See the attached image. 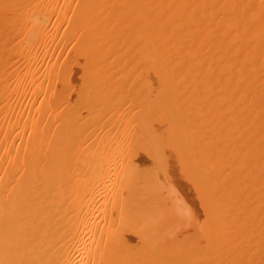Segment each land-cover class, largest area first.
<instances>
[{"label":"rangeland","instance_id":"obj_1","mask_svg":"<svg viewBox=\"0 0 264 264\" xmlns=\"http://www.w3.org/2000/svg\"><path fill=\"white\" fill-rule=\"evenodd\" d=\"M61 1H62V3H64L63 5H62ZM86 1L89 4L93 0H91V1L89 0L90 2L88 0H84V1L83 0H0V98L2 97L3 100L5 99L3 103L1 102L2 100L0 99V102H1L0 108H2V110H0V111H3V109H4L3 107H5L4 111L7 112L6 113L3 111L5 113V115H4V113L0 112V115L2 114V116H0V117H3V118H1L2 121L0 119V128H1L0 129V148L3 149V150L0 149V154H2L1 153L2 151H3V153L5 152L3 154V155H5V157H3L2 155H0V157L2 156L4 159H6V161H8L7 158L9 159V157L11 156V155H9L10 151L8 153L9 156L8 155L6 156V153L8 151L6 152L4 149L7 147L6 145L8 144L9 138L12 135V133H11V135H9L10 137H8L7 134L10 133L11 123L14 120L11 117H14L13 114L15 115V109H14V113L11 114V112H13V108H14V107L12 108V106H13L12 100L14 99L13 95L15 94L16 89L13 92L12 86H14L13 83H15V82H11L10 84H8L7 80L9 79L8 77L11 78L12 75L16 76L17 72H20L19 70H21V72L23 71L24 73L29 72V71L32 73L31 74L29 72L30 73V75H29L30 79L29 78L26 79L27 82H25L26 84H28V82H31V83H29L28 87L31 88V89L30 88L29 89L32 92V89L35 91L38 90L37 87H40V86H38L39 85L38 83L39 82L41 83V80H43L42 83L48 82L49 79L51 81L52 76L55 79L58 69H59L58 72L59 71L61 72L62 70H66L69 68L66 72H69V70H71L70 71L71 75L74 76L73 78H75V76H76L75 79L78 82H76V80L73 79L72 82H74V83L76 82V83L71 84V86L74 85L73 87H71L70 85H69L70 87H68V89L72 90L71 88H73V90L72 91L67 90V94H68V92L69 93L71 92V93L68 94L69 96H67L66 98L64 97L65 99L63 98L64 103L62 104V106L64 105L65 109H66V107L68 108V105L70 106L71 102H72V104H71L72 107H74V106L79 107L78 106L79 104H81L80 106L83 105L82 103H80L79 100H83L84 99L83 96H85V94L81 95V97H79L80 99L78 98V96L76 98V95L77 94L79 95L78 91H80V89L82 91H85L86 89L89 90V88H90L91 92H88L86 90L85 92L89 93L86 95H90V93H91V95H95V94L97 95L99 90H100L101 93H99L98 96H100L101 94L102 95L105 94L104 96L107 95V97L112 96L119 91L118 93H120L121 99L123 98V94L125 93L124 98H123L124 100H125V98L126 99L132 98L133 100H136L138 93L140 96L143 94H144V96L147 95V97H149L151 99V105H153L152 107L154 108V112L152 111L153 114L156 112L155 109L159 110V108H156L154 106L155 105L157 107L160 106V109L163 108V109H161L162 111L164 109L166 110V114H168L167 112H169V118H170L171 122L177 121V123L176 122L175 123H176V125H178V124L180 125V126L178 125L179 128H181V129H183L182 127L186 128V131H185L186 134L183 131L185 129H183L181 132V134L183 133L184 135L179 134L180 139L182 140V144H183V142L186 141V144L184 143L185 147L191 148L194 146V149H195V145H196L195 150H198V151H195L196 152L195 153V152H193L194 149L192 148L193 150L191 149L192 153H190V155L192 154V156L195 157V155L197 154L196 158L198 157L197 159H200L201 163L203 162V164H205V166H201L203 168V170L201 169V171L199 170V172H198V170L193 172V173H195V174H193V176L195 177L194 181L191 180V182H188L190 179H192L193 176L190 175L191 176L190 179L188 178L189 180H186L187 176L184 179L183 176H185V175L182 174L183 175L182 176L183 181L186 180V182H188V184H184V182H183L182 184H184V186L182 184H180V187L182 186L181 188H179L178 185H177L178 187L175 186V188L171 187L169 189L170 195H168L169 197H167L164 202L161 201L162 203L161 202L144 203V204L142 203V204H138V206L133 205V206H131L132 211L128 212V214L123 215L122 219L118 223L116 221L113 224H111L110 228L108 227L106 229H102V226L104 227L106 225H102L101 224L102 222H101L100 223L101 226L99 225L101 229L97 230L96 232L99 236H101V238H102L101 240H103L101 245H104V243H105V246L103 247L105 249H104V251H102V249H101L100 251L102 253L99 252V253H97V255L100 256L103 254L102 257L105 258L106 253L109 252L108 254H110V253L114 252L115 258L113 259L114 256L111 257L113 260L112 259L109 260L108 258H106L109 260V261L107 260L108 262L106 261V264H113L114 262H115L114 264H185V263H187V264H264V132H262V131H264V129H263L264 126L262 124L263 127H261L258 124V123H260V121H262V123H264V118H262V117H264L263 116L264 115V106H263V104H264L263 103V101H264L263 100L264 99V91H263L264 90V88H263L264 87L263 86L264 68L262 67V64L264 66V59H263L264 58V51L260 52L259 49H261V48L258 49L259 53H257V55L259 56L262 53L261 57H263V58H261V57H258L257 55H255L256 53H253V50H250V48L256 47L255 45H253V42H252V45H253L252 47L250 45L251 43L248 45L250 48L243 45L244 40H242V46H241V44H240V46H238L240 41L238 43L237 40H239V39L236 37H239V34H237V32H234L235 30L237 31L240 29L238 27L245 26V24L244 25L242 24L243 26H239L243 22L248 23L250 21L248 23V25L251 26V23L253 22L251 20L254 19V23L252 24L254 26V28H253V26H251V28L249 26V28L255 29L259 25V29H257L258 27L256 28L257 29L256 32L259 33L258 37L259 38L264 37V33L260 32L261 30L264 31L263 30V28H264V24H263L264 23V20H263L264 1L263 0H259V1L258 0H254V1L253 0H235V1L232 0V2H231L230 0H228V2H227V0H225V1H223V0H211V1H209V0H206V1L205 0H117V1L112 0L113 1L112 2L111 0H105V1L104 0H98L99 1L98 2L97 0H94L95 1V2L93 1L94 4H92L93 2L91 4L93 7H96V8H93L91 6H88V7L93 8L97 12L99 11L98 13L95 12L93 9H90L91 11L88 8L85 9L88 4H86V7L84 8L85 10H83L82 8L84 6H83L82 2L86 3ZM255 1L258 2V5H256L257 4L256 3L254 6L253 4L255 3ZM54 2H55V4H54ZM65 2L68 5L65 4ZM76 2H78V3H76ZM229 2H230V4H229ZM247 2H248V4L251 3L249 5H246L248 8L245 7V4ZM85 3H84V5H85ZM99 3L101 6L99 5ZM204 3H205V5H204ZM212 3H213V5H212ZM76 4H77V6L81 7L82 12L87 11V10L90 11V12L87 11V12H89L88 16H87V13L83 12L86 15V17H85V15L81 14L82 15V18L80 16L81 21H78L79 18L78 19L75 18L77 15L79 16V14L78 13L74 14V13L76 11L80 13V8L76 7ZM240 4H241L242 8H240ZM182 5L185 8H182ZM260 5H262V6H260ZM217 6L219 7V9ZM222 6H223V8H222ZM57 7L59 9H58V13L56 12L55 15L57 16V14H58L60 17L59 16H57V17L60 18L61 21L64 20V22L62 21L63 23L59 19H58V21L55 20L56 16H55V18H53L54 13H55V9L57 11ZM146 7H148V8H146ZM74 8H75V12L72 13V11H74L73 10ZM97 8H98V10H97ZM205 8H207V9H205ZM226 8H228V11ZM53 9H54V11H53ZM61 9L64 10L63 11L64 13L62 12L63 15H60ZM185 9L188 11H186ZM220 9H222V10H220ZM255 9L257 12H259V10H260V15L258 14V18H256L257 15H255V13L257 14V12L255 11ZM65 10H68V11H65ZM244 10L246 11V13ZM205 11H206V13H205ZM231 11H232V13L233 12L234 13L232 14ZM249 12L251 14H249ZM93 13H95V14L97 13L96 16ZM177 13H180V14H177ZM200 13H201V15H200ZM73 14L75 17H73ZM91 14H92V16H89ZM236 14H238L239 16ZM252 14H254L255 18ZM67 15L70 18L73 17V19H75V20L77 19L76 21H78L81 24L78 25V22H76L73 19L71 20ZM221 15H222V17L223 16L226 17V15H227L226 18H227V20L228 19L229 20L227 21L226 18H224V17H223L224 20H222ZM83 16H84V18H83ZM97 16H98L99 20L97 19ZM234 16H236V18H234ZM251 16H253V17H251ZM90 17H91L92 22H89ZM93 17H95V18H93ZM215 17H216V19H215ZM231 17H233V18H231ZM249 17H250V20H249ZM213 18L216 22H213L214 21ZM230 18H231V20H230ZM68 19H69V21H71L70 24L69 23L67 24L66 20H68ZM88 19H89V21H87ZM95 19H97L98 21ZM211 19H212V21H211ZM85 20L87 21V23L91 27L93 26L92 23L96 22L98 24V25L96 24L97 28H96L95 24H94L95 29L93 27L91 28L90 26H88V24L85 25L84 23H86V22H84V23L82 22ZM241 20H242V22H241ZM256 20H258V21H256ZM261 20H263V21H261ZM202 21H203V23H202ZM223 21H225L226 24ZM239 21H240V23H239ZM259 21L261 22V24H259L260 23ZM217 22H219V23H217ZM65 23H66V25L64 26ZM71 23H72V25H71ZM212 23H215V25ZM227 23H229V25H227ZM233 23H234V25L231 26V24H233ZM73 24H74V26L75 25L79 26V27L75 26L76 29L78 28L77 30H74V31L72 30L71 26H73ZM205 24H207V25H205ZM80 25H84V27L80 26ZM255 25H256V27H255ZM11 26H13V27L15 26V27L13 28ZM74 26H73V28H74ZM86 26L89 27L87 29V31L84 29ZM210 26H212V28ZM233 26H235V28H233ZM67 27H70L71 29L67 28ZM236 27L238 29H236ZM247 27L248 26H246L244 28L247 29ZM260 27H262V28H260ZM17 28H19V30ZM13 29H16L17 31L15 30L13 32ZM89 29H93L94 34L95 33L97 34V32H98L97 37H96V34L94 37V34L92 35V30H89ZM9 30L10 31L12 30V32H9ZM82 30H84V32L86 31V34L89 33L88 36L85 35L86 39L91 36V38H89V39H91L90 40L91 42L87 39V41L89 42V45L83 37H80L83 34ZM231 30L233 31V32H231V34L233 33L234 36L236 34L235 38H234V36H232L228 32ZM240 30L243 31V28ZM245 30H244V32H245ZM255 30H253V31H255ZM250 31L253 32L252 30H250ZM250 31H248V32L250 33ZM67 32L68 33L70 32L71 34H73V38H75V39L80 38L79 40H76V43L79 41V45H80L79 47L80 48L85 47V45L87 44L86 48L88 47L90 49L84 50L85 49L84 48L81 50L78 47L81 50L80 51L79 49L76 48L78 46V43L75 45L76 47L75 46L73 47L72 46L73 45V42H72L73 38L70 41L71 43L68 41L69 44H65V46H64L63 43L68 38ZM81 32H82V34H81ZM90 32H91V35H90ZM220 32H221V34H220ZM240 32L241 31H239L238 33H240ZM244 32L240 33V37H242V34H244ZM13 33H14V35H13ZM79 34H80V36L77 37ZM248 34L246 36V33H245L244 36H246V37L245 38L242 37V38L247 40ZM226 35H228V37H227L228 39L226 38ZM69 36H72V35H69ZM218 36H220V37H218ZM222 36H223V39H222ZM61 37L63 39L65 37V40H63V39L61 40ZM213 37H215V38H213ZM230 37L231 38L233 37V40L235 42L237 41V43H235ZM254 37H256V35ZM81 38H83L82 41L84 40L83 41L84 46H82L83 42L80 41ZM92 38L95 41H92ZM56 39H57V41H56ZM149 39H152L153 41H150ZM225 39L227 42L224 41ZM173 40L176 42H174ZM177 40H179V41L177 42ZM185 40H187V41H185ZM216 40L218 41V43H216ZM62 41H64V42L62 43V46H61ZM73 41H75V40H73ZM212 41H213V43H215V46L212 43ZM92 42H95V43H92ZM186 42L188 43V45ZM231 42H233V44ZM247 42L248 41H246L245 43H247ZM174 43H176L177 45ZM178 43H180V44L178 45ZM234 43L238 44V45L236 46ZM90 44H92V45L90 46ZM172 44H174L173 47L175 49L172 47ZM184 44L187 46H185ZM223 44H226V45H223ZM221 45L224 47H222ZM233 45H235L236 49H234L235 47ZM244 46H245V48H244ZM62 47H63V49H62ZM178 47H180V49H181V47H183V51H184V49L187 48L186 51L189 50V52H186V51L182 52ZM241 47L244 48V49L242 48L243 51H242ZM15 48H18V49H15ZM19 48H22L21 50L30 51L31 54L35 55L34 60H32L33 58L28 59L29 54H27L28 57L26 55H23L24 58H23V56H20L23 59H20L18 57L20 60L17 59V56L9 58V55H8V58L5 57V56H7L6 51L9 54L8 50H10V52H11V49L19 50ZM91 48H93V50ZM172 48H173V50H172ZM231 48L234 50H232ZM70 49H72V50L69 51ZM256 49H257V47H256ZM73 50H75V52ZM78 50L80 52H82V51L85 52V54L88 56H84L83 52H82V54L81 53L79 54ZM204 50H206V51H204ZM217 50H218V52H217ZM228 50H230L231 52L233 51V52L231 53ZM239 50H241L242 52ZM255 50H254V52H255ZM211 51H213V53H211ZM245 51L246 52L248 51L249 54L251 53L252 55L251 54L250 55L254 56V58L257 56L258 59L259 58L261 59V61H260L261 63L260 64L257 63L259 65V67L256 63L254 64V62H256L255 61L256 58H255V60H253V59H251L253 57H249L251 60L248 61L249 60L248 57L246 56L248 59V60H246V57L244 56L245 55L244 54L243 56L245 57L244 59L246 61L244 59H242V57H243L242 54ZM3 52H5V55H3ZM68 52H70V54ZM175 52H176V54H175ZM236 52L237 53L240 52V54H237ZM26 53H29V52L26 51ZM177 53L178 54L181 53V54L178 55ZM214 53L216 54V56H214L215 55ZM223 53H227V54L225 55ZM91 54H92V56L93 55H95V56L90 57ZM182 54L183 55L185 54L186 56L185 55L183 56ZM187 54H189V55L187 56ZM236 54H237V56L238 55H240V56L237 57V56H235ZM201 55H203V56H201ZM11 56H13V55H11ZM175 56H177V57H175ZM228 56H230V57H228ZM187 57H189V58L187 59ZM222 57H223V61L221 60ZM227 57L229 58V60L231 62L228 60ZM231 57H232V60H231ZM233 57L234 58L237 57V58L234 59ZM240 57H241V60H244L243 62L238 59ZM14 58L17 60L13 61ZM75 58L77 61L75 60ZM77 58H79V59H77ZM80 58H82V59L80 60ZM85 58H87L88 60ZM207 58H208V60H207ZM210 58L212 59L213 62L210 60ZM90 59L92 61L89 62ZM175 59H176V61H175ZM202 59H203V61H202L203 63L201 62ZM218 59H220V60H218ZM258 59H257V62H259V60H260V59L259 60ZM78 60H79V62H78ZM41 61L44 63H42ZM224 61H229L230 63H227ZM240 61L242 63H239ZM67 62H69L68 65L66 64ZM208 62L209 63L212 62L211 65H207V64H209ZM172 63H173V66H175L174 68L172 66ZM238 63L240 64V66ZM85 64L88 67H86V66L83 67ZM187 64H188L189 69L187 68ZM212 64H214V65H212ZM216 64L219 66L217 68L218 69L217 73H215V71H217V69H214ZM243 64L245 65V67ZM70 66H72L73 68H71ZM176 66H178V67L176 68ZM210 66H211V68H210ZM234 66H237V67H235L237 69H235ZM27 67H28L29 71L27 70ZM30 67H31L32 71L35 70V71H33L34 73L30 70ZM78 67L82 68V69H79ZM206 67H208V68H206ZM23 68L25 70H23ZM32 68H34V69H32ZM186 68L188 71L186 70ZM231 68H233L235 70H233ZM77 69H78V71H77ZM89 69H90V71H89ZM247 69L249 71H247ZM250 69H252V70L254 69V70L252 71ZM14 70H17V72L15 71L16 73H13ZM82 70L84 73L85 72L86 73L83 74ZM213 70H215V71L213 72ZM233 71H235V72H233ZM237 71L239 72V74ZM250 71H252V75L250 74L251 73ZM21 72H20V74H21ZM220 72L222 73V75L220 74ZM254 72H255V75H254ZM11 73H13V74H11ZM35 73L37 75H34ZM149 73L151 75L149 78H147L146 76ZM203 73H204V75H203ZM233 73H235V74H233ZM241 73H245L244 74L245 81L243 79L244 77L242 76L243 74H241ZM20 74H19V76H20ZM53 74H55V75H53ZM206 74L209 76H207ZM211 74H212V77H210ZM214 75H215V77H214ZM235 75H237V76L235 77ZM205 76H207V77H205ZM238 76L239 77L242 76V77L239 78V80H238ZM254 76H256V77H254ZM80 77H81V79H80ZM88 77L93 78L92 83H91L92 80L89 79ZM145 77H146V79H145ZM216 77H219L220 79L216 78ZM132 78L134 79V81L132 80ZM200 78H201V80H200ZM206 78H208L209 81L206 80ZM54 79H52V80H54ZM84 79L89 80V81L86 80L87 84L90 82L91 85L95 84V87L98 86L96 88L97 90L99 89L98 92L95 90L94 86L88 88L86 81L84 82ZM212 79L214 81V85L212 84L213 83ZM223 79H224V81H223ZM11 80H12V78H11ZM79 80L82 84L79 82ZM131 80H132V83H131ZM205 80L210 85L207 84V82ZM220 80H222V81H220ZM261 80L263 82H260ZM50 81H49V83H50ZM200 81H202V82H200ZM216 81H218V83L219 84L221 83V84L219 85ZM225 81H227L228 84H225L226 86L224 88V86H222V85H224ZM242 81H244V82H242ZM8 82H9V80H8ZM210 82H212V83H210ZM222 82H223V84H222ZM231 82H232L233 86H232ZM234 82L236 83L235 87H237V84H238V89L237 88L234 89L235 88ZM241 82L246 84V85H242ZM252 82L255 84L260 83V84H258L260 86H257V85L256 86L259 87L260 89L262 88V90L258 89L256 86H254ZM25 83H24V85H25ZM90 84H89V86H91ZM202 84H203V86H202ZM211 84L213 86H211ZM216 84L218 85L217 87L219 89L222 86L221 89L222 90L224 89L223 93L224 92L226 93L225 96L222 95L223 94L222 90L220 89V91H219V89L216 87ZM229 84L231 85V87H234V88L229 87L230 86ZM52 85L53 84L51 81V87H50V84H49V87L54 89V85L53 86ZM194 85H196L195 88H194ZM205 85L207 87H205ZM6 86H9V87L11 86L12 88L11 87L9 88ZM33 86H35L37 88V90ZM78 86H79V88H78ZM197 86H200V87H197ZM252 86H254L255 89ZM28 87L26 86L27 89H28ZM208 87H209V89H208ZM226 87H229V88H227L228 92H226V90H225ZM240 87H243V88H240ZM92 88H94V90L96 91V92L94 91L95 93L92 91ZM210 88H211V90H210ZM230 88L232 90H230ZM245 88H246V91H245ZM74 89H76L78 91L76 92V90H74ZM242 89L244 90L243 93L246 92V95L243 94V97L247 98V99L246 98L242 99L244 101L246 100V102H244V103L241 99H240L241 101L236 100L238 97V95H236V93L239 94V97H240L241 96L240 94L243 91ZM6 90H7V93L5 96L4 94H5ZM229 91H231L232 94ZM250 91H251V94H253L255 92L254 94L255 95L257 94L256 95L257 97L254 94L251 95ZM51 92H53L52 89H51ZM74 92H75V95L72 94ZM85 92H83V93H85ZM122 92H123V94H122ZM140 92H142V93L140 94ZM50 93L47 94V96L50 95ZM214 93L217 96H215ZM260 93H262L263 95ZM52 94L53 93H51L50 97L52 96ZM220 94L222 96H220ZM227 94H228V96H227ZM247 94H248V96H247ZM234 95L236 96V99L232 98V96L235 97ZM258 95H260V96H258ZM261 95L263 98H261ZM11 96L13 97V99ZM143 97H141V98H143ZM243 97H240V98H243ZM184 98H185V100H184ZM215 98H216L217 102L216 101L212 102ZM47 99L49 100V96ZM114 99L115 98H113V99L111 98L110 100L114 101ZM186 99H188V100H186ZM211 99H212V101H211ZM218 99L220 101H218ZM35 100H36V98H35ZM48 100H46V101H48ZM66 100H67L68 105L66 104ZM180 100H182L183 103H181L182 101H180ZM251 100L254 102V104L252 103ZM46 101H44V102H46ZM209 101H210V103H209ZM238 101L241 104H238ZM247 101L249 102L250 105H247V103H248ZM258 101H259V103H258ZM6 102H7V105L5 104ZM35 102H36V107H38L37 102H39V99ZM40 102L42 103L41 100H40ZM211 102L214 103L213 106H215L216 109L214 107V109L211 110L209 108L213 107V106H210V107H207L205 110V108L203 106L205 104H207V106H208L211 104ZM255 102L257 105L252 107L251 105H255ZM8 103H10L11 105H8ZM41 103H39V105H41ZM47 103L48 104H46V105L44 103H42V104L49 107V105L51 103L50 102H47ZM215 103L217 105H215ZM261 103H263V104H261ZM2 104H4V105H2ZM73 104H74V106H73ZM76 104H78V105H76ZM177 104L179 106V109L182 110L181 112L179 111ZM194 104H196V105H194ZM197 104L199 106L202 104L203 105L202 108H204V109H202V108L199 109L200 107ZM181 105H185L186 107L181 106ZM237 105H239V107ZM243 105H246L247 107L250 106L248 109L249 111L244 110L242 112V110L244 108L241 106H243ZM1 106H3V107H1ZM83 106H85V105H83ZM83 106L80 107V109H79V112H82V114L85 113V111L87 112V108L85 109V107L83 108ZM99 106L100 105L96 106V108H94L91 112L88 110L89 113L88 112H87L88 114L85 113L84 117H86V115H88L86 117V118H88L91 114L94 115L96 113V111L98 113V116L100 117L102 115L104 107L100 106V108H99ZM261 106H263V107L261 108ZM47 107H45V108H47ZM182 107H184V108H182ZM236 107H238V108H236ZM240 107L242 109H240ZM176 108L178 109V111L176 110ZM239 109L241 112H239ZM259 109L261 110V113H258L260 111ZM35 110L37 111V108H35ZM35 110L33 111L34 113L32 112L30 114L31 116L29 115V117H32L33 114L36 115V116L33 115L34 118L32 117L33 122L37 121L36 119H38ZM49 110H51V109L49 108ZM80 110H83V111L85 110V111L83 112ZM60 111H58V112H60ZM8 112H10V113H8ZM55 112H57V111H55ZM62 113H63L62 115H64L66 112L64 113L62 110ZM172 113L175 117L171 116ZM242 113H243V115H241ZM246 113H248V114L246 115ZM257 113L261 114V116L256 115ZM6 114H9L10 118L9 117L6 118ZM10 115H12V116H10ZM51 115H52V113H51ZM76 115H77V113H76ZM196 115L199 116V118H200V121H199V118L196 117L197 121L200 122V124H198L199 127L201 126L200 128L199 127L195 128V126L197 125L194 123V122H197L196 118H195ZM252 115H254V116H252ZM58 116H61V114ZM78 116H79V114H78ZM242 116H244V117H242ZM245 116L247 117L246 120L248 122L245 120ZM52 117H54V116H52ZM52 117H51V119H52ZM84 117H81V115L79 116V118H82V119ZM172 117L175 118V120L172 119ZM259 117H261V118L259 119ZM4 118H5V120L3 123ZM240 118H243V119H240ZM255 118H256V121H255ZM29 119H31V118H29ZM49 119H50V115H49ZM58 119H62V117H58ZM94 119L91 121L93 122ZM193 119H195V120H193ZM52 120H54V119H52ZM7 121L10 122V124H9L10 126L8 125L9 128L7 127V123H8ZM59 121H61V120H59ZM59 121L57 120L54 122L58 123ZM244 121H245V123L243 124L242 122H244ZM249 121H250V123H252L251 128L254 127L255 125L256 126L258 125L260 131H259L258 127H255L256 129H258L257 131H254L255 128L254 129L252 128V130H251ZM254 121L256 122V124H254ZM1 122H2L3 126L6 127L5 130L3 129V126H1ZM54 122L52 121V123H54ZM59 123L61 124V122H59ZM175 123H173V124H175ZM173 124H172V126H173ZM56 125L52 126V127L57 129L58 127H56ZM170 125H171V123H170ZM241 125H244L245 127L240 128L239 126H241ZM246 126H248L247 127L248 129L246 128ZM27 127L29 128L30 125H28ZM169 127H171V126H169ZM238 127H239V130H237ZM260 127L262 128V131H261ZM12 128H15V127L12 126L11 129ZM30 128H33V127H30ZM242 128H243L244 132L248 131V133H242L243 132ZM6 130H9V131H7L8 133L6 135L5 134L3 135L2 133L3 132L6 133ZM30 130L28 131V129H27L26 134H27V132L28 133L30 132V136H32L33 133L35 134V131H33L34 128L30 129ZM199 130H200V132H199ZM32 131H33V133H32ZM227 131L229 132L228 135H230L231 133H235L237 131L241 132L243 135H241V133H240V135H238L239 133L237 132V135H236V133L233 135L231 134L233 137L230 135L231 136V139H230V136L226 135ZM249 131L252 132L251 135H252V138L254 137L253 139L251 138ZM12 132H13V129H12ZM255 132H257V134ZM258 132H259L260 136H259ZM192 134L193 135L195 134L198 137H196L194 135L195 137L192 138ZM185 135H187V137L189 136L190 138L188 137L189 138L188 139L187 137H185ZM224 135L228 136V138H225V140H224V137H225ZM246 135H247V137H246ZM255 135L257 136V140H255L256 139ZM5 136H7L8 139ZM182 136H184V139L185 138L188 139V141L189 140L191 141V138H192L193 139L191 141L192 145L188 146L187 144H191V143H189L186 139L184 140L183 138H181ZM236 136H237V139H236ZM239 136H240V138H238ZM241 136L245 137L244 141L249 140V142L250 141H253V142L248 143V141H247V143H245L243 141L245 143V145H244V143L242 142L243 137H241ZM62 137H63V135H61V138ZM249 137L251 140L249 139ZM195 138H197V139L195 140ZM227 139L229 140V142ZM239 139H242V140H239ZM245 139H247V140H245ZM218 140H221V141L219 142ZM3 141H4V143H3ZM171 141L173 142V139ZM222 141H224V142H222ZM239 141H241L243 144ZM195 142H199L198 148H197L198 143L194 144ZM216 142H217V144H216ZM218 142L223 143V144H219ZM230 142H233V143H230ZM173 143L176 144V141ZM257 143H259V144H257ZM2 144H4L5 148H3L4 146ZM231 144H233L235 147L237 146L238 148L234 149L235 147ZM246 144H248V145H246ZM251 144H252V146H250ZM254 144H256V147L261 145L259 147L261 149L257 150ZM217 145L220 146V148ZM225 145H226L227 150L224 148ZM28 147L29 146H27L26 148H28ZM230 147H231V150H230ZM252 147L256 151L253 150ZM173 148L171 149V147H170V149L172 151H173ZM241 148H242V150L244 148V151H246V153L244 151H242ZM248 148H250V149H248ZM205 149H207V150H205ZM224 149H225V151H224ZM245 149H247V150H245ZM249 150H252L253 154H249L252 152ZM261 150H263V151H261ZM254 151L256 154H254ZM258 151L259 152L261 151V153H259ZM197 152H199V153H197ZM19 153H21V152H19ZM193 153H195V154H193ZM11 154H13V153H11ZM200 155H202L204 158L203 157L201 158ZM221 155H222V157H221ZM17 156H18L17 158L20 157L19 155H17ZM169 156H171V155L169 154ZM1 158H0V167L2 168L5 160L4 159L1 160ZM208 158H210V159H208ZM219 161H220V163H219ZM42 162L43 161H40L39 164ZM224 165H225V167H224ZM219 167H221V168L219 169ZM186 174L189 175V173H186ZM167 177H168V179L172 178V176L170 177V175L166 176V178ZM194 177H193V179H194ZM158 189L159 188H157V190ZM12 201H13V197L11 196V194L3 193L0 195V202L1 203L9 205ZM42 208L43 207H41V209ZM39 209L40 208H37V210H39ZM98 224H99V222H98ZM195 228H197V229L195 230ZM96 229L97 228H93L92 232L95 231ZM100 248H102V247H100ZM98 251H99V249H98ZM103 252H105V253H103ZM197 256H198V258H197ZM102 257H101V259H102ZM93 258L96 259V256L94 255ZM119 258H120V261L118 260Z\"/></svg>","mask_w":264,"mask_h":264},{"label":"bare ground","instance_id":"obj_2","mask_svg":"<svg viewBox=\"0 0 264 264\" xmlns=\"http://www.w3.org/2000/svg\"><path fill=\"white\" fill-rule=\"evenodd\" d=\"M93 1H91L89 4L87 3V1H86V3L82 2L83 6H84V7L82 6L83 7L82 9L85 10V9L88 8L90 10V9L96 8V7L92 6V4H94V2H95V1L94 2ZM115 1H117V0H115ZM209 1H211V0H209ZM223 1H225V0H223ZM230 1L232 2V0H230ZM227 2H228V0H227ZM61 3H62V1H61ZM76 3H78V2H76ZM84 3H85V5H84ZM213 3H212V5H213ZM54 4H55V2H54ZM63 4L64 3H62V5ZM65 4H67V3L65 2ZM86 4H88L87 7H86ZM229 4H230V2H229ZM249 4H251V3H249ZM249 4L247 2L245 4V7H247L246 5H249ZM255 4L258 5V2L255 1V3L253 5L255 6ZM99 5H100V3H99ZM204 5H205V3H204ZM88 6H91L93 8H90ZM223 6H222V8H223ZM260 6H262V5H260ZM76 7L80 8V13L77 12V11L75 12V8L73 9L74 11H72V13L75 12L74 14H76V13L79 14V16L77 15L76 17L73 14V17H75L77 19L79 18L78 21H81L80 16L82 18V15H85L83 12L87 13V16H88V13L91 11V10L90 11L87 10L89 12H87V11H83L82 12L80 6H77V4H76ZM146 8H148V7H146ZM182 8H185V7L182 5ZM240 8H242L241 4H240ZM58 9H59L58 7H57V11L55 9V13H54V17L53 18H55L56 12L58 13ZM62 9H61V11L59 10L61 12V13L59 12L60 15H63L62 12L64 10H62ZM205 9H207V8H205ZM218 9H219V7H218ZM226 9L228 11V8H226ZM97 10H98V8H97ZM220 10H222V9H220ZM53 11H54V9H53ZM65 11H68V10H65ZM94 11L97 12L96 10H94ZM186 11H188V10H186ZM255 11H256V9H255ZM205 13H206V11H205ZM231 13H232V11H231ZM245 13H246V11H245ZM93 14L96 16L95 13H93ZM177 14H180V13H177ZM249 14H251V13L249 12ZM258 14L260 15V10H259V12H257V14L255 13V15H257L256 18H258ZM200 15H201V13H200ZM236 15H238V14H236ZM252 15L254 16V14H252ZM57 16H59V15L57 14ZM57 16H56L55 20L58 21V19L60 20V18H58ZM89 16H92V14L89 15ZM98 16H97V19H98ZM253 16H251V17H253ZM73 17L72 18L69 17V18L72 20ZM85 17H86V15H85ZM221 17H222V15H221ZM223 17H222V20H224ZM226 17H227V15H226ZM226 17H224V18H226ZM83 18H84V16H83ZM93 18H95V17H93ZM231 18H233V17H231ZM231 18H230V20H231ZM234 18H236V16H234ZM254 18H255V16H254ZM89 19H90V21H89ZM89 19L87 21L92 22L91 21V17ZM97 19H95V20H97ZM215 19H216V17H215ZM73 20H75V19H73ZM213 20H214V18H213ZM226 20H227V18H226ZM242 20H241V22H242ZM249 20H250V17H249ZM263 20H264V15H263ZM263 20H261V21H263ZM62 21L64 22V20H62ZM66 21H67V24L68 23L70 24V22H71V21H69V19L66 20ZM78 21H76V22H78ZM87 21L85 20V21H82V22L83 23L86 22V23H84L86 25V24H88ZM211 21H212V19H211ZM251 21H253L251 23V26H253L252 24L254 23V19H252ZM256 21H258V20H256ZM213 22H216V21L214 20ZM219 22H217V23H219ZM223 22H225V21H223ZM202 23H203V21H202ZM239 23H240V21H239ZM248 23L243 22V23H241V25H239V26H243L245 24V26H243V27H238L240 29L243 28V31L239 29L237 31L235 30L234 32H237V34H239V37H240V33L244 32V30L246 29L244 27H246V26H248L247 27L248 30L246 29L247 31L245 30V32H244V34L246 33V36L249 33L248 31H250V30L253 31L257 27H258L257 29H259V25L257 27L255 25V27H256L255 29H253L254 26H253L252 29H250L251 26L248 25ZM79 24H81V23L78 22V25ZM94 24H95L96 28H97L98 24L96 22L92 23V25H93L92 27L95 29ZM212 24L215 25V23H212ZM225 24H226V22H225ZM259 24H261V22ZM65 25H66V23L64 24V26ZM71 25H72V23H71ZM205 25H207V24H205ZM227 25H229V23H227ZM232 25H234V23L231 24V26ZM73 26H74V24H73ZM73 26H71L73 31L78 29V28L77 29L75 28L76 25L74 26V28H73ZM80 26L84 27V25H80ZM88 26H90V25L88 24ZM249 26H250V28H249ZM11 27H13V26H11ZM76 27H79V26H76ZM86 27L84 29L87 31V29L89 27H87V28ZM210 27L212 28V26H210ZM262 27H260V28H262ZM19 28H17V29L19 30ZM67 28H70V27H67ZM233 28H235V26H233ZM238 28L236 27V29H238ZM257 29L255 31H253V32L250 31V33L248 34L249 38L247 37V40L242 38V37H244V38L246 37V36H244V34H242V37L239 38V37H236L235 33H234L235 36L233 35V33L231 34V32H233L232 30L228 31V32L232 36H234V38L236 37V38L239 39V40H237L238 43L240 41V43L238 45V44H235V43H237V41L235 42L233 40V37L232 38L230 37L235 42L234 44L236 46L237 45L240 46V44L242 46V40H244L243 45L247 46L248 48H250L248 46L250 43H251L250 44L251 47L253 45H255L257 47V49H256V47H253V48H250V50H253V53H256L255 55H257V53H259L258 52L259 48L262 49V50L259 49L260 52L264 51V37H262V38L258 37L259 33L256 32ZM15 30L16 29H13V32ZM89 30H92V35H93L94 34L93 29H89ZM263 30H264V28H263ZM82 31H83V34L81 32L82 35L80 36V34H79L77 37H79V36L83 37L86 40V42L88 43V45H89V42L87 41V39L89 41L91 40V39H89V38H91V36H90L91 32H90V35H89L90 37H88L86 39L85 35L88 36L89 33L86 34V31L85 32H84V30H82ZM239 31H241V32L238 33ZM9 32H12V30L11 31L9 30ZM260 32L264 33V31H262V30ZM69 33L67 35L68 38L66 37L67 40H65V37H64V39L61 37V40L62 39L65 40V42L64 41L61 42V46H62L63 42H64L63 43L64 46H65V44H69L68 41L70 42L71 39L73 38V34H71V33L69 34ZM95 34H94V37H95ZM97 34H98V32H97ZM97 34H96V37H97ZM220 34H221V32H220ZM13 35H14V33H13ZM69 35H72V36H69ZM255 35H256V37H254ZM218 37H220V36H218ZM227 37H228V35H226V38ZM83 38H81V40H80L81 42L84 41V40L82 41ZM213 38H215V37H213ZM79 39L80 38H77V39L73 38V40H75V41L72 40V42H73L72 46L73 47L78 43V46L77 47L75 46L77 49L80 48L79 47L80 46L79 45V41L76 43V40H79ZM222 39H223V36H222ZM149 40L153 41L152 39H149ZM187 40H185V41H187ZM56 41H57V39H56ZM92 41H95V40H93V38H92ZM178 41L179 40H177V42ZM224 41H226V39ZM246 41H248V42L245 43ZM174 42H176V41H174ZM252 42H253V45H252ZM92 43H95V42H92ZM180 43H178V45ZM212 43H213V41H212ZM216 43H218L217 40H216ZM231 43L233 44V42H231ZM83 44H84V42L82 43V46H84ZM174 44H176V43H174ZM174 44H172V47H173ZM213 44L215 46V43H213ZM86 45H85V47H81L80 49L81 50L84 49V48H85L84 50L90 49L88 47L86 48ZM91 45L92 44H90V46ZM187 45H188V43H187ZM187 45H185V46H187ZM223 45H226V44H223ZM235 45H233V46L235 47ZM245 46H244V48H245ZM222 47H224V46H222ZM173 48H172V50H173ZM178 48L180 49V47H178ZM242 48L243 47H241V49ZM15 49H18V48H15ZM21 49L22 48H19V50L11 49V52H10V50H8L9 54L6 51L7 56H5V57L8 58V55H9V58L17 56V59H19V58L23 59L24 58L23 55L27 56V54H29L28 55L29 57L27 56L28 59L29 58L30 59L33 58L32 60H34L35 55L31 54V52L28 51V50H26V51L29 52V53H26L25 50H21ZM62 49H63V47H62ZM91 49L93 50V48H91ZM186 49H184V51H186ZM234 49H236V47ZM234 49H232V50H234ZM243 49H242V51H243ZM71 50L72 49H70L69 51H71ZM75 50H73V51L75 52ZM180 50L182 52H184L183 51V47H181ZM230 50H228V51H230ZM254 50H255V52H254ZM80 51H79V54L80 53L82 54L83 51L82 52H80ZM204 51H206V50H204ZM239 51H241V50H239ZM186 52H189V50L186 51ZM217 52H218V50H217ZM245 52L242 54V56L245 54L244 56L245 57L247 56L248 59H249L248 60L247 57H246V60L250 61L251 59L255 60V58H256V60H255L256 62H254V64L255 63L256 64L257 63H259V64L261 63L260 62L261 59L259 58L260 59L259 60L257 58L258 55L254 58V56H251L252 55L251 53H250L251 54L250 55L249 52L247 51L248 52V53L246 52L248 54L247 55ZM68 53L70 54V52H68ZM83 53H84V56H88V55L85 54V52H83ZM211 53H213V51H211ZM10 54L13 55V56H11ZM175 54H176V52H175ZM180 54L181 53H179L178 55H180ZM223 54L226 55L227 53H223ZM237 54H240V52H238ZM237 54L235 56H237ZM3 55H5V52H3ZM188 55L189 54H187V56ZM261 55H262V53L258 57H261ZM20 56H23V58H21ZM93 56H95V55H93ZM93 56L91 54L90 57H93ZM201 56H203V55H201ZM214 56H216V54ZM238 56H240V55H238ZM244 56L242 57V59L245 58ZM175 57H177V56H175ZM228 57H230V56H228ZM237 57H235V58L233 57V58L236 59ZM241 57L238 58V59L241 60ZM249 57H253V58L250 59ZM188 58L189 57H187V59ZM261 58H263V57H261ZM17 59L14 58L13 61H16ZM77 59H79V58H77ZM81 59L82 58H80V60ZM85 59H87V58H85ZM257 59L259 60V62H257ZM75 60H76V58H75ZM207 60H208V58H207ZM210 60L212 61L211 58H210ZM218 60H220V59H218ZM221 60L223 61V57H222ZM228 60H229V58H228ZM231 60H232V57H231ZM244 60H241V61L243 62ZM90 61H92V60L90 59L89 62ZM175 61H176V59H175ZM202 61H203V59L201 60V62ZM229 61H224V62L230 63L231 61L230 62ZM241 61L239 63H242ZM78 62H79V60H78ZM212 62H210V63L208 62L209 64H207V65H211ZM42 63H44V62H42ZM68 63L69 62H67L66 64L68 65ZM86 64L83 67H85ZM214 64H212V65H214ZM172 66H173V63H172ZM216 66H215L214 69H217L219 67L217 64H216ZM239 66H240V64H239ZM70 67L73 68L72 66H70ZM86 67H88V66H86ZM174 67L175 66H173V68ZM177 67L178 66H176V68ZM208 67H206V68H208ZM235 67H237V66H234V68ZM244 67H245V65H244ZM258 67H259V65H258ZM262 67L264 68L263 64H262ZM187 68H188V64H187ZM187 68H186V70H187ZM210 68H211V66H210ZM32 69H34V68H32ZM68 69L62 70L63 71V72L61 71L62 73L60 71H59L60 72L59 73L58 72L59 69H58L55 79H54L53 76H52V78L50 77L51 81H52V84L54 85V89L50 88L51 87V81L47 77L49 79L50 83H49V81L46 82V83H42L43 80H41V83L40 82L38 83L39 84L38 86H40V87H37L38 90H37V88L35 86H33V87L36 88L37 91L32 89V92L30 91L31 88L28 87L29 83H31V82H28V84L25 83V82H27L26 79L29 78V75L31 73L29 71L28 67H27V70L30 73L29 72L24 73L23 71H22L23 72L22 73L21 70L18 69L21 72V74H20V72H17V70H14L13 73L17 72L18 75L17 74H16V76H13V75L11 76L10 75L12 80H11L10 77H8L9 78L8 79L9 82L7 80L8 84H10L11 82H15V83H13V85H14V86H12L13 88L10 86L12 88V91L14 92L15 89H16L15 94L13 93L14 94L13 95L14 99L11 96L12 99L14 100V101L12 100V102H13L12 103V105H13L12 108L13 107L14 108H13V112H11V114L14 113V109H15V115L13 114L14 117H11V118L14 119L12 121L13 124L11 123V127L14 126L15 128H12L13 129V132H12V129L10 127V133L7 132L9 130H6V133H5L3 131L6 129V127H4L2 122H1V126H3V129H4V130L2 129L3 130L2 134L6 135L8 133L7 135H8V137H10L9 135H11V133H12L11 137L9 138V141L7 140L8 141V144L6 145L7 147L5 148L4 144H2L4 146L3 148H5L4 150L6 152L8 151L6 153V156L8 155V153L10 151L9 155H11L12 157L10 156L9 159L7 158L8 161H6V159L3 158V157H5V155H3L5 152L3 153V151H2L1 152L2 154H0V155L3 156V157L1 156L2 158L0 157L1 160L2 159L5 160V162L3 164V167L2 168L0 167V195L3 194V193L11 194V196L13 197V201L9 205L3 204V203L0 202V264H106V261L108 259L109 260L112 259L111 257H113L115 253L114 252H112L110 254H108L109 252L106 253V255H105L106 257L104 256L105 258L102 257L103 254L100 255L102 253L100 250L102 249V251H104V249H105V248H103L105 246V243H104V245H101L103 240H101L102 239L101 236H99L97 234V232H96L97 230L101 229L100 228V226H101L100 223L101 222H102L101 223L102 225H106L104 227L102 226V229H106L108 227L110 228L111 224H113L116 221L118 223L122 219L123 215L128 214V212H131L132 211L131 206H133V205H137L138 206V204H142V203L143 204L144 203H154V202L156 203V202H161V201L164 202L165 199L167 197H169L168 195H170L169 194V189L171 187L175 188V186L178 185L179 188H181L182 186L180 187V184H182L183 182H184V184H188V182H191V180L194 181L195 177L193 176V174H195V173H193V172L197 171V170L199 172V170L200 171H201V169L203 170V168L201 166H205V164H203V162L201 163L200 159H197L198 157L196 158L197 154L195 155V157L192 156V154L190 155V153H192V150L194 149V146L191 147V148L190 147H188V148L185 147L186 141L183 142V144H182V140L180 139L179 134H181L183 129H185V130H183L184 133H185L186 128L185 127H182L183 129L179 128L178 127L179 124L176 125L177 121H173L172 120L173 122H171V120L169 118V112H167L168 114H166V110L164 109L162 111L161 109H163V108L160 109V106H158V107L156 105L154 106L156 108H159V110L155 109L156 112L153 114L154 108L152 107L153 105H151V99L149 97H147V95L144 96V94H143V95L140 96L139 93H138L136 100H133L132 98L131 99H126L125 98V100H124L123 98H124V94L125 93L123 94V92H122L123 98L121 99V97H120L121 95H120V93H118L119 91L117 93H115L114 95L109 96V97H107V95L104 96L105 94L104 95L101 94L100 96H98L99 93H101L99 89H98L99 92L96 89L98 86L95 87V84L91 85L90 82L87 84V81H89V80L86 79L87 80L86 81L84 79V82L86 81V84H87L88 88L94 86V88L98 92V94L97 95L96 94L95 95H91V93H90V95H86V94H89L88 92H91V89L89 88V90H87L84 87L88 92H85L86 91L85 89H84L85 91H82L80 89L81 92L76 90V89H74V90H76V92L78 91V93H79V95L78 94L76 95V98H77V96L79 98V97H81V95L85 94V96H83L84 99L82 98L83 100H79L80 103L85 105V106L82 105L83 108L85 107V109L87 108V112H88V110L91 112L94 108H96V106L100 105V106L104 107L102 115L99 117L98 113L96 111V113L94 115L91 114L88 118H86L88 115H86V117H84V114L85 113L88 114L89 112L87 113L85 110H84L85 113H83V114H82V112H79L80 107H82V106H80L81 104H79V105L76 104L79 107L74 106V104H73L74 107H72V105H71L72 102H71V104L69 106L67 104V100H66V104L68 105V108L66 107V109H65L64 105L62 106V104L64 103L63 102V98L64 97L66 98L67 96H69L68 94L71 93V92L70 93L68 92V94H67V90L68 91L70 90V89H68V87H70L72 83L75 84L76 82H78L75 79L76 76H75V78H73L74 76L71 75V72H70L71 70H69L70 73L66 72ZM79 69H82V68H79ZM231 69H233V68H231ZM235 69H237V68H235ZM235 69H233V70H235ZM23 70H25V69L23 68ZM30 70H31V67H30ZM250 70H252V69H250ZM33 71H35V70H33ZM77 71H78V69H77ZM89 71H90V69H89ZM214 71L215 70H213V72ZM247 71H249V70L247 69ZM252 71H250L251 75H252ZM217 72H218V69H217V71H215V73H217ZM233 72H235V71H233ZM255 72H254V75H255ZM13 73H11V74H13ZM82 73L85 74L86 72L84 73L83 70H82ZM245 73H241V74H243L242 75L243 77H244ZM19 74H20V76H19ZM220 74L222 75L221 72H220ZM233 74H235V73H233ZM238 74H239V72H238ZM34 75H37V74L35 73ZM53 75H55V74H53ZM150 75L151 74L149 73L146 77L149 78ZM203 75H204V73H203ZM207 76H209V75H207ZM207 76H205V77H207ZM236 76L237 75H235V77ZM239 76H238V80H239V78L242 77V76L241 77H239ZM146 77H145V79H146ZM210 77H212V74H211ZM214 77H215V75H214ZM254 77H256V76H254ZM216 78H219V77H216ZM52 79H54V80H52ZM73 79L76 80L75 83L72 82ZM80 79H81V77H80ZM89 79L92 80L93 78H89ZM243 79L245 81V77ZM132 80L134 81L133 78H132ZM132 80H131V83H132ZM200 80H201V78H200ZM206 80H208V78H206ZM263 80H264V78H263ZM212 81H213V79H212ZM218 81H216V82L218 83ZM220 81H222V80H220ZM223 81H224V79H223ZM244 81H242V82H244ZM79 82H80V80H79ZM92 82H93V80L91 81V83ZM200 82H202V81H200ZM260 82H263V81L261 80ZM24 83L28 87V89L26 88ZM210 83H212V82H210ZM49 84H50V87H49ZM89 84L91 86H89ZM207 84H209V83L207 82ZM212 84L214 85V81H213ZM212 84H211V86H213ZM222 84H223V82H222ZM225 84H228L227 81H225L224 85H222V86H224V88L226 86ZM231 84H232V82H231ZM258 84H260V83H257V84L253 83L254 86H256V85L260 86ZM242 85H246V84L242 83ZM73 86L74 85H72L71 87H73ZM195 86L196 85H194V88H195ZM202 86H203V84H202ZM217 86L218 85L216 84V87ZM222 86H221V88H222ZM232 86H233V84H232ZM235 86H236V83H235L234 87ZM254 86H252V87L255 89ZM263 86H264V83H263ZM6 87H9V86H6ZM197 87H200V86H197ZM205 87H207V86L205 85ZM229 87H231V85ZM229 87H226V89H225L226 92H228L227 88H229ZM234 87H231V88H234ZM78 88H79V86H78ZM94 88H92L93 92L95 91ZM211 88H210V90H211ZM231 88H230V90H232ZM236 88L238 89V84H237V87H235L234 89H236ZM240 88H243V87H240ZM257 88L260 89L259 87H257ZM51 89H52L53 92H51ZM71 89L73 90V88H71ZM208 89H209V87H208ZM220 89H219V91H220ZM72 90H70V91H72ZM260 90H262V88ZM223 91H224V89L222 90V93H223ZM245 91H246V88H245ZM50 92L53 93L51 97H50V95H51ZM83 92H85V93H83ZM142 92H140V94ZM229 92L231 93V91H229ZM243 92H244V90L241 92V94H240L241 96L240 97H243V94L246 95V92L245 93H243ZM6 93H7V90H6L5 94H4L5 96H6ZM49 93H50V95H48L49 96V100H48L47 99L48 98L47 94H49ZM72 94L75 95V92L72 93ZM221 94H220V96H222V95L225 96L226 93L224 92L222 95ZM248 94H247V96H248ZM250 94H251V91H250ZM253 94H251V95H253ZM260 94H262V93H260ZM214 95L217 96L215 93H214ZM236 95H238L237 99H236L235 95H234L235 97L232 96V98H235L236 100H239V101H241L242 99L246 98V97L240 98L239 94H237V93H236ZM262 95H261V98H263ZM227 96H228V94H227ZM258 96H260V95H258ZM141 97H143V98H141ZM35 98H36V100H35ZM111 98L112 99L115 98L114 101L110 100ZM0 99L2 100L1 101L2 103L5 100V99L3 100L2 97ZM38 99H39V102H37L38 103V105H37L38 107H36V102L35 101H37ZM40 100L45 105L48 104L47 102H50L51 104L49 105V107H47L44 104H42L40 102ZM46 100H48V101H46ZM184 100H185V98H184ZM186 100H188V99H186ZM44 101H46V102H44ZM180 101H182V100H180ZM211 101H212V99H211ZM214 101H216V98L212 102H214ZM218 101H220V100L218 99ZM239 101H238V104H241V103H239ZM242 101H243V103L246 102V100L245 101L242 100ZM212 102H211L212 105L210 104L208 106H207V104H205L204 106L202 104L200 106L198 104L197 105L200 107L199 109H201L202 106H203L205 108V110H206L207 107H210V106L214 105V103H212ZM39 103H41V105H39ZM181 103H183V101ZM209 103H210V101H209ZM252 103L254 104L253 101H252ZM258 103H259V101H258ZM263 103H264V101H263ZM263 103H261V104H263ZM5 104L7 105V102ZM178 104H177V106H178ZM2 105H4V104H2ZM8 105H11V104L8 103ZM43 105L45 107H47V108H45ZM194 105H196V104H194ZM215 105H217V104L215 103ZM247 105H250L249 102L247 103ZM256 105L257 104L255 102V105H251V106L253 107V106H256ZM100 106H99V108H100ZM181 106L186 107L185 105H181ZM237 106L239 107V105H237ZM245 106L246 105L241 106V107L244 108L242 110V112L244 110L249 111L248 109H249L250 106L249 107H247V106L245 107ZM263 106H264V104H263ZM263 106H261V108ZM1 107H3V106H1ZM184 107H182V108H184ZM214 107L215 106L210 107L209 109L212 110V109H214ZM238 107H236V108H238ZM241 107H240V109H242ZM3 108H4L3 109V111H4L5 107H3ZM35 108H37V111L35 110ZM49 108L51 110H49ZM204 108H202V109H204ZM178 109H179V106H178ZM178 109L176 108L177 111H178ZM215 109H216V107H215ZM240 109H239V112H241ZM0 110H2V108H0ZM34 110H35V112L37 114V118H38V119L35 118L37 120L35 122H33V118H34L33 115H35V114L32 115L33 118L29 117V115ZM62 110H63L64 113L66 112L64 115H62L63 114ZM261 110L258 113H261ZM3 111H0V112L1 113L6 112V111H4V112ZM55 111H57V112H55ZM58 111H60V112H58ZM80 111H83V110H80ZM179 111L181 112L182 110L179 109ZM8 113H10V112H8ZM51 113H52V115H51ZM76 113H77V115H76ZM258 113L256 115H260L261 116V114H258ZM57 114L58 115L61 114V116H58ZM78 114H79V116L81 115V117H84V118L83 119L79 118ZM247 114L248 113H246V115ZM4 115H5V113H4ZM49 115H50V119H49ZM241 115H243V113ZM0 116H2V114ZM10 116H12V115H10ZM52 116H54V117H52ZM57 116L58 117H62V119H58ZM171 116L175 117L173 115V113H172ZM252 116H254V115H252ZM7 117H9V114H6V118ZM51 117L54 120H52ZM173 117H172V119L175 120V118H173ZM196 117L199 118V116H197V115L195 116V118ZM242 117H244V116H242ZM1 118H3V117H0V119ZM29 118H31V119H29ZM197 118H196V121H197ZM246 118L247 117L245 116V120H246ZM260 118L261 117H259V119ZM262 118H264V117H262ZM93 119H94V121L92 122L91 120H93ZM240 119H243V118H240ZM4 120H5V118L3 119V123H4ZM57 120L58 121L61 120V121H59V122H61V124L59 122L58 123L54 122V121H57ZM193 120H195V119H193ZM1 121H2V119H1ZM52 121L54 123H52ZM199 121H200V118H199ZM199 121L194 122L195 124H197L195 126V128L199 127L198 126V124H200ZM250 121H249V123H250ZM255 121H256V118H255ZM255 121H254V124H256ZM10 122L7 123V127L10 124ZM170 123H171V125H170ZM173 123H175V124H173ZM242 123L244 124L245 121L242 122ZM27 124L30 125V127L34 128L33 131H35V134L32 131V133H33V135L31 134L32 136H30V132L29 133L27 132V134H26V130L27 129H28V131L30 129H33V128H30V127L28 128ZM54 124L55 125L57 124L56 127H58L59 129L58 128L57 129L53 128L52 126H55ZM172 124H173V126H172ZM258 124L261 127L264 126V123H262V121H260V123H258ZM262 124H263V126H262ZM169 126H171V127H169ZM251 126H252V123H250V128H251ZM239 127L241 128V127H245V126L241 125ZM239 127H238L237 130H239ZM247 127L248 126H246V128ZM255 127H258V125L257 126L255 125L252 128L254 129ZM252 128H251V130H252ZM258 129H259V127H258ZM258 129L255 128L254 131H257ZM242 130H243V128H242ZM259 131H260V129H259ZM261 131H262V128H261ZM199 132H200V130H199ZM227 132H226V135L229 134V132L228 133ZM237 132H235L236 135H237ZM249 132H250V135H251L252 132L251 131H249ZM262 132H264V131H262ZM235 133H231V134L233 135ZM238 133H239L238 135H240L241 132H238ZM242 133H248V131L244 132V130H243ZM242 133H241V135H243ZM255 133L257 134V132H255ZM258 134H259V132H258ZM61 135H63L62 138H61ZM187 135H185V137H187ZM194 135L192 134V138H194L196 136V135L195 136ZM230 135H228V136H230ZM228 136H225L224 140H225V138H228ZM231 136H230V139H231ZM259 136H260V134H259ZM5 137L8 139L7 136H5ZM196 137H198V136H196ZM241 137H243V140L242 139H239V140H242V142H243L245 137L244 136H241ZM246 137H247V135H246ZM181 138L184 139V136H182ZM192 138H191V141L193 140ZM238 138H240V136ZM251 138H252V135H251ZM255 138H256L255 140H257V136ZM172 139H173V142L176 141V144L171 141ZM188 139H186V140L188 141ZM196 139L197 138H195V140ZM236 139H237V136H236ZM249 139H250V137H249ZM245 140H247V139H245ZM191 141L189 140L188 142L191 143ZM218 141L220 142L221 140H218ZM247 141H248V143H250V142L252 143L253 142V141L249 142V140H247ZM247 141H244V142L247 143ZM222 142H224V141H222ZM228 142H229V140H228ZM239 142H241V141H239ZM3 143H4V141H3ZM196 143H198V145H197V148H198L199 147V142H195L194 144H196ZM230 143H233V142H230ZM245 143H244V145H245ZM216 144H217V142H216ZM219 144H223V143H219ZM257 144H259V143H257ZM187 145L188 146L192 145V143L191 144H187ZM231 145H233V144H231ZM246 145H248V144H246ZM254 145L256 147V144H254ZM27 146H29V147L26 148ZM250 146H252V144ZM260 146L256 147V149L260 150L261 149V148H259ZM170 147H171V149L174 147L173 151L170 149ZM218 147L220 148V146H218ZM224 148L226 149V145H225ZM237 148L238 147L236 146L234 149H237ZM0 149L3 150L2 148H0ZM195 149H196V145H195ZM195 149H194L193 152L198 151V150H195ZM225 149H224V151H225ZM248 149H250V148H248ZM205 150H207V149H205ZM230 150H231V147H230ZM241 150H242V148H241ZM245 150H247V149H245ZM253 150H255V149L253 148ZM242 151H244V148H243ZM249 151H252V150H249ZM255 151H254V154H256ZM261 151H263V150H261ZM261 151L260 152L258 151V152L261 153ZM19 152H21V153H19ZM244 152L246 153V151H244ZM11 153H13V154H11ZM195 153H193V154H195ZM197 153H199V152H197ZM169 154L171 156H169ZM249 154H253V151L251 153H249ZM17 155H19L20 157L17 158L18 157ZM202 155H200L201 158L203 157ZM222 155H221V157H222ZM208 159H210V158H208ZM40 161H43V162L39 164ZM219 163H220V161H219ZM224 167H225V165H224ZM220 168L221 167H219V169ZM186 173H189V175L186 174ZM182 174L185 175V176H183ZM169 175H170V177L172 176L171 179L170 178L168 179V177L166 178V176H169ZM190 175L193 176L194 179H193V177H192V179H190V177H191ZM182 176L184 177V179L187 176L186 180H189V179L190 180L188 182H186V180L183 181V177ZM184 184H182V185L184 186ZM157 188H159V189L157 190ZM41 207H43V208L41 209ZM37 208H40V209L37 210ZM98 222H99V224H98ZM93 228H97V229L92 232ZM196 229L197 228H195V230ZM100 247H102V248H100ZM98 249H99V251H98ZM99 252H101L99 254L100 256L97 255V253H99ZM103 253H105V252H103ZM94 255L96 256V259L98 258L99 260L98 259L96 260L95 258H93ZM101 257H102V259H101ZM106 258H108V259H106ZM114 258H115V256L113 257V259ZM197 258H198V256H197ZM118 260L120 261V258ZM185 264H187V263H185Z\"/></svg>","mask_w":264,"mask_h":264}]
</instances>
